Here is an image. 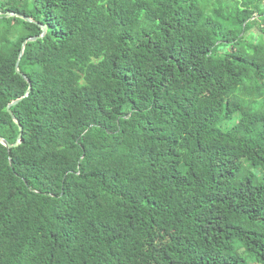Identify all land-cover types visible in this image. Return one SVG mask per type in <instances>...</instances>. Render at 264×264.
I'll return each instance as SVG.
<instances>
[{
    "label": "trees",
    "instance_id": "trees-1",
    "mask_svg": "<svg viewBox=\"0 0 264 264\" xmlns=\"http://www.w3.org/2000/svg\"><path fill=\"white\" fill-rule=\"evenodd\" d=\"M211 1L0 0V264H264V1Z\"/></svg>",
    "mask_w": 264,
    "mask_h": 264
},
{
    "label": "water",
    "instance_id": "water-1",
    "mask_svg": "<svg viewBox=\"0 0 264 264\" xmlns=\"http://www.w3.org/2000/svg\"><path fill=\"white\" fill-rule=\"evenodd\" d=\"M0 15H1V12H0ZM6 15H7V16H16V17H19V18L24 19V20H26V21H32V18H30V17H28V16H25V15H23V14L16 13V12H6ZM40 26H41V28H42V32L40 33V35H38V36H30V37H27V38L22 42L21 49H20V52H19V57H18V60H17V62H16V66H15V71H16L18 74H20V75H21V76H22V77L28 82V84H29L28 89L26 90V92H25L22 96H20V97H18V98H16V99L12 100L11 102H9V103L7 104V107H6L8 113L11 115V117L13 118V120H14L15 122H17L18 124H19V121L17 120L15 114H14L13 111L11 110V107H12L13 105H16L17 103H19V102H20L21 100H23L25 97H27L28 94L30 93V91H31V87H32V84H31V81H30L29 77H28L24 72L20 71V69H19V62H20V59H21V57H22V55H23V53H24V49H25V46H26L27 42L37 40L38 38L43 37L44 34L46 33V30H47L46 25L40 24ZM19 127H20V130L22 131V126H21L20 124H19ZM21 141H22V132L19 133V135H18V137H17L15 143H13V144H11V143L8 142L6 139H4L2 136H0V142L3 143V144H4L6 147H8V148H10V147H12V146H17Z\"/></svg>",
    "mask_w": 264,
    "mask_h": 264
},
{
    "label": "rangeland",
    "instance_id": "rangeland-1",
    "mask_svg": "<svg viewBox=\"0 0 264 264\" xmlns=\"http://www.w3.org/2000/svg\"><path fill=\"white\" fill-rule=\"evenodd\" d=\"M199 1V3H200V5H201V7H203V8H206V7H208V6H210V4H211V0H198ZM241 0H238V2H240ZM264 1V0H263ZM226 2H227V4H231V1L230 0H226ZM235 2V1H234ZM233 2V3H234ZM213 5H215L214 3H213ZM218 5V4H217ZM246 171H250V172H253L254 173V183L255 184H259V182H260V180H261V178H260V176H261V172H260V169H258V168H246ZM246 258H247V261H248V264H257L256 262H254V258L251 256V255H249V254H246Z\"/></svg>",
    "mask_w": 264,
    "mask_h": 264
}]
</instances>
